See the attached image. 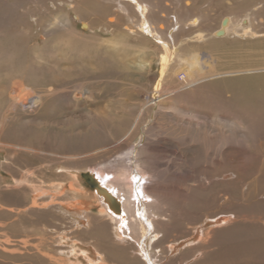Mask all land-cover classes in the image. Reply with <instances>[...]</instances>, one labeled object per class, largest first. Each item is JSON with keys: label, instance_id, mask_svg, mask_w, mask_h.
Wrapping results in <instances>:
<instances>
[{"label": "bare ground", "instance_id": "6f19581e", "mask_svg": "<svg viewBox=\"0 0 264 264\" xmlns=\"http://www.w3.org/2000/svg\"><path fill=\"white\" fill-rule=\"evenodd\" d=\"M250 1L216 0L241 11L220 15L215 0H37L19 13L18 0H0L4 264H218L209 257L219 251V259L262 255L264 217L246 206L264 202V126L255 125L264 114V59L240 69L235 47H220L264 36V0ZM65 55L72 73L53 75L70 70ZM154 62L156 74L140 83L118 75L134 82L133 71ZM94 89H119L129 117L117 121L113 101L97 102ZM63 100L75 114L96 101L72 117L66 142ZM248 224L259 244L236 250Z\"/></svg>", "mask_w": 264, "mask_h": 264}, {"label": "rangeland", "instance_id": "374dc122", "mask_svg": "<svg viewBox=\"0 0 264 264\" xmlns=\"http://www.w3.org/2000/svg\"><path fill=\"white\" fill-rule=\"evenodd\" d=\"M35 1H37V0H18V2H17V4H18V10H17V12L19 13V12H21V11H23V10H25V9H28V10H31V11H33V10H35V9H33V7H35L36 6V4H34L35 3ZM41 2H47L48 4H51V0H40ZM57 1V4L59 5V6H62V2L64 1V0H56ZM208 1V0H207ZM206 0H201V2L200 3H202V6H205V4H207L208 2H207ZM257 1H259V0H251L250 2H249V5L250 6H248V7H252V6H254L256 3H257ZM205 3V4H204ZM213 7H214V9L218 12V14H231V13H233V14H235L234 12H236V13H239V12H241L240 11V9L236 6V5H234L233 7H231V8H226V6L225 5H223V2H216V0H215V2L213 3ZM239 9V10H238ZM237 10H238V12H237ZM222 11V12H221ZM231 11H234V12H231ZM18 13L16 14L15 13V15H16V17L18 16ZM46 19L47 18H43V21H46ZM25 23V22H24ZM45 24V23H44ZM256 25H257V22L255 23ZM21 26L22 27H27V26H29V24L27 25L26 23H25V25L23 24V23H21ZM35 33H36V29H32V37H33V40L35 41V42H37V39L35 38V37H37V36H35ZM102 34H106V35H109V33H102ZM241 38H237L238 40H236L235 42H233V41H229V42H224V44L225 45H223V46H220L221 47V49H229L230 47L232 48V49H234V47H235V49L233 50L234 52H236V54H237V59H239L240 57L238 56V54L240 55V56H242L243 57V59H244V62L243 63H245V66L243 65V66H241V68L240 69H248L249 67L250 68H253V67H256V66H258V63H257V61H259L260 60V58L261 59H264V36H261V37H258V38H253L251 35H249V37L248 36H246V37H244V36H240ZM251 37V38H250ZM43 38L42 37H40L39 38V40L41 41ZM246 39V40H245ZM251 42H250V41ZM238 41V42H237ZM242 43H243V45H242ZM244 46V47H243ZM246 46V47H245ZM248 46V47H247ZM220 47H219V49H220ZM230 48V49H231ZM232 49H231V51H232ZM248 50V51H247ZM253 51V52H252ZM246 52H247V54H246ZM65 54V53H64ZM72 54H68V56H71ZM68 56L67 55H65V61H63L62 59H60L61 60V63H62V65H64L63 66V68L65 69H70V70H65V71H61V72H56V71H54L53 72V75L55 74V75H58V74H68V73H72V65L71 66H69L68 64H72V58H68ZM247 56H250V57H247ZM241 57V58H242ZM247 57V58H246ZM242 61V60H241ZM242 63V62H241ZM247 63V64H246ZM253 66V67H252ZM245 67H247V68H245ZM133 69L135 70V67L133 66ZM157 70V64H156V62H154V65H151L150 67H148V69L147 70H145V71H139V70H135V71H133V77H132V79H133V81L134 82H132L131 81V79L129 78V77H127V76H125V75H123V74H120V73H118V75H119V77H120V79L122 78V79H128V81H130L131 83H136V82H138V83H140V82H142V81H144V80H148L151 76H153V75H155L156 73H153V72H155ZM183 71H181L179 74H178V78L181 80L182 79V77L185 75V71L182 73ZM44 74L45 75H49V74H51L50 73V71L48 70V69H46L45 71H44ZM98 75L100 76V77H98ZM248 75V74H247ZM103 75L102 74H97V75H92V76H90V77H88V78H91L93 81H95V80H98L99 78H101ZM117 91H120L119 89H117L116 91H113L112 93H110V92H99L97 89H94V95L96 96V101L98 102H103V104H106V103H108L109 102V100H112L113 101V111H114V115H115V113H120L121 115L120 116H115V118L117 119V121H122V118L123 117H129V115H128V112L131 110V107H129V106H125L126 104H123V103H120L118 100H121V97H118V98H115L114 96H115V94H116V92ZM139 91H140V95H141V97L142 98H144V97H146V94H144L142 91H141V89H139ZM138 91V92H139ZM71 100V99H70ZM66 101H68V102H70L68 99L66 100ZM72 101V100H71ZM96 101H93L92 103H90V104H87L85 107H83V108H77V114H75V113H73V111H72V105H68V102H64V100L62 101V104L63 105H60L59 106V108L58 109H63L64 108V112H60V113H58L57 115L58 116H60L61 117V119H60V123H62L63 124V126H62V136L63 137H65V139H64V142H66V141H68V138H69V133H70V131L72 130V117L73 116H75V115H78V114H80V112L82 111V110H86L87 108H93V106L95 105V103H96ZM71 103V102H70ZM119 103V104H118ZM236 103H239V102H236ZM72 104V103H71ZM102 104V103H101ZM64 106V107H63ZM137 110H139V109H137ZM137 110H136V112H137ZM123 114V115H122ZM148 119L149 118H145V122L146 121H148ZM204 122H206L207 120L205 119V120H203ZM209 121V120H208ZM259 121V122H258ZM258 121L256 122V124L255 125H262V126H264V114H262V115H260L259 116V119H258ZM208 123H211V121H209ZM165 124H167L168 126H171V125H173V122L172 121H166V123ZM247 129V128H246ZM236 130L241 134V135H243V133L242 132H244L245 131V129L243 128V125L242 124H237L236 125ZM251 132H252V127H248V129H247V134H249V136H251ZM248 136V137H249ZM60 138H61V136H60ZM62 139V138H61ZM249 139V138H248ZM139 138H137L136 140H135V143L136 144H138L139 143ZM250 143H251V141H252V139H250V140H248ZM57 145V144H56ZM53 149H55L57 146H55L54 144H53V142L51 143V145H50ZM249 155V154H248ZM3 156L4 155H0V160L3 158ZM254 156L255 155H251V158H254ZM20 158L21 157H19L18 159L17 158H14V159H17L19 162H21V161H24V160H20ZM14 159H12V160H14ZM37 160H38V158H37ZM7 171H8V168L7 167H4L3 168V170H0V175L1 176H4V178L6 179V180H8V178H7V176H8V173H7ZM233 177H235V174H233L232 175ZM250 180H251V178H250ZM248 186H249V184H248ZM248 186H247V184H246V186L244 187V189L245 190H247V188H248ZM250 187V186H249ZM263 200H264V196H263ZM247 204H248V206H246V212L247 213H249L250 215L252 214V215H260V216H262V217H264V202H262V201H260V202H252V201H249V202H247ZM251 204V205H250ZM262 208H263V210H262ZM71 219H73L72 217H71ZM264 219V218H263ZM25 220V219H24ZM28 221H30V219H26L25 220V223L24 222H22V219H21V223H23V224H27L28 223ZM262 221H264V220H262ZM251 224H248L247 226V228L244 230V232L243 231H240V233H241V237H238L237 239H235L234 240V244H237L238 246L237 247H235L236 248V250H246L248 247H250L251 245H253L254 244V242L255 243H257V244H259L257 241H254L253 242V240H255L256 239V235L253 233V232H251L249 229V226H250ZM246 226V225H245ZM240 228H242V226H240L239 227V229ZM247 230V231H246ZM246 232V233H245ZM242 235H246L245 237H243ZM250 236V237H249ZM81 239H83V240H85V239H87V236H83ZM258 239V238H257ZM244 246V247H243ZM71 247V246H70ZM242 248V249H241ZM178 252H179V250H178ZM220 252V254H217V255H215V256H217V257H213V256H211V257H209V258H212L211 259V263H218V264H222V263H225V261L227 260L228 262H229V264H264V251H262L263 253H262V255H260L259 254V256L258 255H256V256H232L233 258H229V257H227V256H230V254L229 255H225L226 257L225 258H223V259H219V258H221L220 256H222L221 254H222V252L221 251H219ZM70 253V256L72 255V257H74L75 258V256L72 254V252H69ZM175 254L177 253L176 251L174 252ZM178 254V253H177ZM65 255V254H64ZM170 255V254H169ZM243 255V254H242ZM219 256V257H218ZM246 257V258H245ZM237 258V259H236ZM73 259V258H72ZM216 259V261H214ZM217 259H219V261L220 260H222V261H218ZM230 261H233V262H230ZM164 261H166V260H164ZM24 262H28V261H24ZM227 262V263H228ZM227 263H225V264H227ZM0 264H4V262H3V257H1V255H0ZM201 264H208V262L207 261H204V262H202Z\"/></svg>", "mask_w": 264, "mask_h": 264}, {"label": "water", "instance_id": "95a60500", "mask_svg": "<svg viewBox=\"0 0 264 264\" xmlns=\"http://www.w3.org/2000/svg\"><path fill=\"white\" fill-rule=\"evenodd\" d=\"M96 188H97V187H96ZM96 188H95V189H96Z\"/></svg>", "mask_w": 264, "mask_h": 264}]
</instances>
